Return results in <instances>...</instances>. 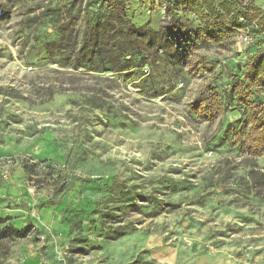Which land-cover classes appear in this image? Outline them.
I'll list each match as a JSON object with an SVG mask.
<instances>
[{
  "label": "rangeland",
  "instance_id": "1",
  "mask_svg": "<svg viewBox=\"0 0 264 264\" xmlns=\"http://www.w3.org/2000/svg\"><path fill=\"white\" fill-rule=\"evenodd\" d=\"M28 3L11 2L0 17V227L31 222L36 230L1 239L0 264H264V157L255 183L252 160L234 142L245 117L240 97L264 107V82L246 80L264 56V19L197 46L210 72L190 74L196 67L184 56L169 65L177 84L163 96L151 95L169 78L163 64L156 78L150 66L110 74L117 82H107L106 112L88 108L86 87L96 80L84 70L74 73L76 90L40 101L44 72L58 65L47 64L40 41L22 28ZM127 3L137 26L157 31L168 16L161 0ZM260 3L236 0L235 7L256 5L264 17ZM174 11L194 31L215 19L205 4L175 0ZM243 31L252 41L238 47ZM207 83L232 95L213 118L188 106ZM25 158L39 163L34 173ZM62 181L68 189L54 195ZM51 197L59 202L43 204ZM157 201L165 206L155 214ZM129 222L135 229L109 238Z\"/></svg>",
  "mask_w": 264,
  "mask_h": 264
},
{
  "label": "trees",
  "instance_id": "2",
  "mask_svg": "<svg viewBox=\"0 0 264 264\" xmlns=\"http://www.w3.org/2000/svg\"><path fill=\"white\" fill-rule=\"evenodd\" d=\"M218 1L219 4L214 0H177L179 3H196L201 9L205 4L209 17L215 16L214 22L209 21L206 27L194 31L187 29L175 13V0H161L167 8L168 16L155 31L148 22L142 26L133 22L127 14V0H29L22 28L34 37V41H40L47 64L58 65L44 72L48 82L45 81L39 89L40 101L50 100L58 93L76 90L78 86L74 73L79 70H84L86 75L96 80L94 86L86 87L89 91L88 108L99 107L106 112L111 110L107 102V82H117L114 75L110 74H128L134 68L143 70L150 66L149 76L156 78L154 73L163 64L169 78L164 79L162 89L151 93L153 97H158L175 89V70L167 71V68L169 65H177L183 56L194 61L196 68L190 74L199 76L212 71L213 66L196 51L197 46L208 44L222 34L229 35L232 30L243 28L257 18L264 19L259 17L261 11L256 5L250 4L247 8L238 9L235 7L236 0ZM11 2L19 0H0V17L9 14ZM221 24H224L225 31L221 29ZM43 28L46 30L43 31ZM43 32L45 37L41 36ZM246 80L248 84L264 82V56L252 61ZM235 87L231 86L230 91L235 90ZM6 92L32 100L26 94ZM223 97L231 99L232 95H226L212 83H207L189 103V110L213 118L224 111ZM244 98L240 97V101L245 106V117L234 134V142L240 146L248 162L252 160L250 174L256 183L260 172L256 170L257 158L264 157V107L262 99ZM38 165L39 163H34L29 158L23 160V167L29 174L34 173ZM64 183L65 181L57 183L54 195L68 189L69 186L64 187ZM52 198L43 204L55 205L59 202V199ZM21 205L25 206V203ZM164 206L162 201H157L153 211L157 214ZM2 221L3 218L0 217V222ZM31 226L33 227L32 223L28 222L24 229L12 224L0 227V240L24 239ZM135 227V222L117 225L109 233V238L124 236Z\"/></svg>",
  "mask_w": 264,
  "mask_h": 264
},
{
  "label": "built area",
  "instance_id": "3",
  "mask_svg": "<svg viewBox=\"0 0 264 264\" xmlns=\"http://www.w3.org/2000/svg\"><path fill=\"white\" fill-rule=\"evenodd\" d=\"M252 41V37L249 35V33L243 31V33L240 35L237 44L238 47H241V45L246 46L247 44H249Z\"/></svg>",
  "mask_w": 264,
  "mask_h": 264
},
{
  "label": "crops",
  "instance_id": "4",
  "mask_svg": "<svg viewBox=\"0 0 264 264\" xmlns=\"http://www.w3.org/2000/svg\"><path fill=\"white\" fill-rule=\"evenodd\" d=\"M257 5H260V2H263V8H264V0H255Z\"/></svg>",
  "mask_w": 264,
  "mask_h": 264
}]
</instances>
